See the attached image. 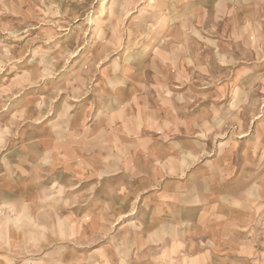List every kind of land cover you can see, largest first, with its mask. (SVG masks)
Returning a JSON list of instances; mask_svg holds the SVG:
<instances>
[{
    "label": "rangeland",
    "instance_id": "rangeland-1",
    "mask_svg": "<svg viewBox=\"0 0 264 264\" xmlns=\"http://www.w3.org/2000/svg\"><path fill=\"white\" fill-rule=\"evenodd\" d=\"M126 80L142 132L76 134ZM75 146L132 215L100 211L104 181L62 196ZM91 193L105 219L66 224ZM0 264H264V0H0Z\"/></svg>",
    "mask_w": 264,
    "mask_h": 264
},
{
    "label": "crops",
    "instance_id": "crops-1",
    "mask_svg": "<svg viewBox=\"0 0 264 264\" xmlns=\"http://www.w3.org/2000/svg\"><path fill=\"white\" fill-rule=\"evenodd\" d=\"M114 84H117L116 86H114L115 91H107L105 92L106 94H108L110 96L109 100H113L116 102V104H108L107 105V113H104L100 110L99 105H97L95 102H92L90 104V106H86L83 108H81V110L79 112L76 113L74 121L76 122V128L74 129L76 134H85L86 131L91 132L93 129V127L99 122V120L101 119H105V118H110L112 119V117L114 116L116 118L117 121L121 122V125H123L122 127L126 126L127 128H130L135 131V133H141L142 132V116L141 115H135L132 119H129V121L127 122L126 125H124L123 123L126 121L125 119L122 118V115L126 114L129 111H133V110H137L139 113L142 111V103H139L140 101H142V81H134V80H126V81H122V82H111ZM111 88V87H108ZM139 103L138 106H140V111L137 108V104ZM109 107H113L114 109H109ZM112 110V111H111ZM89 116H92L93 120L96 123H92V125L90 127H88V130L86 128V122L89 118ZM98 128V126H97ZM96 128V129H97ZM129 131V130H128ZM82 136V135H81ZM131 140H137V137H134ZM130 140V141H131ZM134 149L137 150H141L142 152V142L141 144H138L136 146H133ZM76 148V154L74 155L73 158H75L74 164L75 167H72L71 170H69L68 172L65 171V169L63 170V172L66 175V180L63 181L64 185L70 186L68 189H65L63 192L62 196H87L85 194L88 193H84L81 192V187L82 190L85 188L86 183L92 184V185H101L103 184V181L106 182V185L108 186V188H105L102 191H106V195L108 196V199H106L105 201L101 202V205L103 206V209H100V211H107V214H110L112 216H118L125 218V217H129L130 215H132V213H129L128 211L130 210L129 206V202L130 201H134V196L133 194H125L123 192H118L117 194H114L115 192H110L109 190V186H120L119 188H121V185L119 184L121 182V174H106L104 175V169H107L110 167V164L108 163H104L106 162L103 159V156H98L99 160L103 159L104 161L101 162L100 166H95L92 165V157H84L83 156V151H81L79 149V146H75ZM72 153H74L73 151H70ZM125 153V154H129ZM67 154V153H66ZM66 154H64L63 158L67 159L70 156H67ZM142 155V154H141ZM72 157L70 159H72ZM81 158V159H80ZM142 158V156H141ZM76 159H80V160H76ZM139 160H141L139 158ZM17 163V162H16ZM69 165V163L67 164ZM65 163V166H67ZM137 165H142L141 161H138L135 164V167H137ZM61 167V166H60ZM61 170V168H60ZM141 178H138V180ZM28 183V182H27ZM27 183L24 182H19L17 187H13V192L9 193L8 196H14V197H18L16 194H18V191L20 192L21 190H19L20 186L22 185H27ZM72 184H76L73 187ZM119 188H114L115 190H118ZM123 189L121 188V191ZM105 194H103L102 196H105ZM115 196H122L119 197L118 199ZM96 195H93V193H91L89 200L87 202L90 201V204H92L94 207L88 212V214H84L86 209V205H88V203H84L82 205H80L81 207L75 208L73 210V212H75V223H69L66 222V224H68L69 226L72 225H76L77 227H81L82 224H97L99 225V221L97 222L95 219L100 220L105 219L102 212L100 213L99 210L94 213L95 211V205L99 204V199L95 198ZM17 200V199H14ZM114 204H117L116 207H113L112 210L109 209V203L108 201H111ZM2 202V201H1ZM66 202H68V199H66ZM128 202V203H126ZM28 206L23 204V206H21V208L18 207V210L20 211L22 208L23 209H29L27 208ZM107 209V210H106ZM19 214H21L22 212H19ZM46 211H50L49 209ZM72 211H66V214H71ZM110 212V213H109ZM83 218V220L81 219ZM79 219L81 222H79ZM66 219L64 220H60L59 223L64 222ZM62 221V222H61ZM101 221V220H100ZM148 226H152L153 225V221L148 219ZM131 223H135V221H131ZM70 228V227H69Z\"/></svg>",
    "mask_w": 264,
    "mask_h": 264
}]
</instances>
